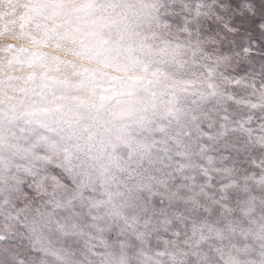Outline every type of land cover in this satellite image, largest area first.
<instances>
[{"label": "clouds", "instance_id": "1", "mask_svg": "<svg viewBox=\"0 0 264 264\" xmlns=\"http://www.w3.org/2000/svg\"><path fill=\"white\" fill-rule=\"evenodd\" d=\"M0 264H264V0H0Z\"/></svg>", "mask_w": 264, "mask_h": 264}]
</instances>
